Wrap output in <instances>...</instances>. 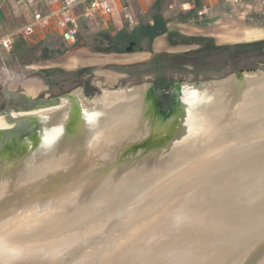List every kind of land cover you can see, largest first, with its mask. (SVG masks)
<instances>
[{
	"label": "bare ground",
	"instance_id": "1",
	"mask_svg": "<svg viewBox=\"0 0 264 264\" xmlns=\"http://www.w3.org/2000/svg\"><path fill=\"white\" fill-rule=\"evenodd\" d=\"M172 91L39 100L30 141L0 115V264H264V70Z\"/></svg>",
	"mask_w": 264,
	"mask_h": 264
},
{
	"label": "crops",
	"instance_id": "2",
	"mask_svg": "<svg viewBox=\"0 0 264 264\" xmlns=\"http://www.w3.org/2000/svg\"><path fill=\"white\" fill-rule=\"evenodd\" d=\"M63 1L0 0V84L27 85L22 95L30 97L36 94L38 87L50 85L49 79L107 73L118 80L127 75V70L155 71V67L145 66L156 55L181 54L198 48L193 42L170 45L167 33L190 40L211 39L219 46L264 40V24L259 27L237 25L238 7L232 0H112L110 13H98L91 19L83 16L89 4L86 0L74 11L80 21L75 44L63 40L58 14L49 26L36 25L33 35H17L22 28L34 23L36 15L57 13ZM203 7H208V11L199 16ZM126 12L132 17V23L126 19ZM158 26L163 27L166 34L148 40L146 30ZM9 37H13V45L5 50L1 42ZM224 37L230 38L221 40ZM132 43L133 51L127 53ZM3 95L10 93L4 91Z\"/></svg>",
	"mask_w": 264,
	"mask_h": 264
},
{
	"label": "rangeland",
	"instance_id": "3",
	"mask_svg": "<svg viewBox=\"0 0 264 264\" xmlns=\"http://www.w3.org/2000/svg\"><path fill=\"white\" fill-rule=\"evenodd\" d=\"M232 4L238 7V12L236 14L237 25H247V26H261L264 23V0H232ZM259 31V30H258ZM251 31V32H258ZM249 32V31H247ZM263 32V31H262ZM238 36L240 34H237ZM231 37V36H230ZM230 37L222 38L221 40H228ZM138 38V37H137ZM137 42H140L137 39ZM99 50V48H97ZM264 70V68H258ZM256 70V69H250ZM249 70V71H250ZM241 71V70H237ZM247 71V70H243ZM127 75L124 77L118 78V80L112 79V76L107 73L90 75L89 73L79 75L78 77L69 76L68 78L61 77L60 80L56 78L51 81L50 85L45 87H38V90L35 95L30 96L32 100L44 99L48 105L59 103L60 97L68 93H71L77 90L80 87L84 88V91L87 95H96L101 96L104 89L117 90L125 88H131L133 86L149 84L152 86L158 93L169 94L173 88V82H196V81H208L203 78V75H194L187 74L182 79L181 76L173 75L172 72L158 73L155 71L133 69L125 72ZM234 73V72H233ZM18 75H14L16 77ZM225 78V77H224ZM223 79V78H221ZM209 80H219L218 78L209 79ZM31 84V83H29ZM35 84V83H34ZM156 84L160 88L156 87ZM103 89V90H102ZM4 91L8 93L21 96L24 91H27V85L22 84H0V100H3ZM56 98V99H55ZM166 110V107L161 108V110ZM156 111V109H155ZM166 112V111H165ZM168 114V113H166ZM11 115V112L8 114ZM17 119V118H16ZM173 133H176L180 125H178L175 120H172ZM197 129L196 127H190L187 135L193 133ZM256 249V247H254ZM253 249V250H254ZM252 250V251H253ZM263 259V258H262Z\"/></svg>",
	"mask_w": 264,
	"mask_h": 264
},
{
	"label": "trees",
	"instance_id": "4",
	"mask_svg": "<svg viewBox=\"0 0 264 264\" xmlns=\"http://www.w3.org/2000/svg\"><path fill=\"white\" fill-rule=\"evenodd\" d=\"M166 34L160 26L146 30V38L153 40ZM170 45L190 44L197 49L181 54H159L145 67H155L158 73L172 72L184 79L187 74L203 75L205 80L224 78L237 70L264 68V40L236 45H216L211 39H187L174 33H167ZM151 70V69H150ZM152 71V70H151ZM157 88H160L156 84Z\"/></svg>",
	"mask_w": 264,
	"mask_h": 264
},
{
	"label": "built area",
	"instance_id": "5",
	"mask_svg": "<svg viewBox=\"0 0 264 264\" xmlns=\"http://www.w3.org/2000/svg\"><path fill=\"white\" fill-rule=\"evenodd\" d=\"M86 0H64L60 10L48 16H42L40 14L34 17V23L30 24L20 31L17 35L22 37H28L34 34V27L36 25L47 27L50 21L57 14L60 15L59 26L62 30V38L66 43L75 44L77 42L78 33L80 31V21L75 15V9L83 5ZM89 4L83 11V16L87 19L93 18L98 13L108 14L112 10V0H88ZM208 11V7H203V9L198 13L199 16H203ZM126 19L129 23H132V17L126 12ZM13 45V37L4 39L1 42V46L5 50H10Z\"/></svg>",
	"mask_w": 264,
	"mask_h": 264
},
{
	"label": "flooded vegetation",
	"instance_id": "6",
	"mask_svg": "<svg viewBox=\"0 0 264 264\" xmlns=\"http://www.w3.org/2000/svg\"><path fill=\"white\" fill-rule=\"evenodd\" d=\"M135 48V47H134ZM163 96H168V95H171L173 94V91L171 90V93L169 94H162V93H159ZM3 100L0 101V115L2 116H7L9 118H11L12 116L11 115H8L10 112L12 111H15V112H28V111H31L29 110V107L27 106V100H30V101H34L32 100L30 97L28 96H25V95H21V96H16V95H13V94H10V95H5L3 96ZM56 99V98H55ZM36 100H44V99H36ZM45 101V100H44ZM169 102L167 101H161V105L163 107H166V109L168 108L169 106ZM35 109V108H34ZM15 128H19L21 131V137L24 139V140H28L30 139L31 137V133L34 134L36 133L37 131V128H36V125L35 124H31V123H26L25 125H17Z\"/></svg>",
	"mask_w": 264,
	"mask_h": 264
},
{
	"label": "water",
	"instance_id": "7",
	"mask_svg": "<svg viewBox=\"0 0 264 264\" xmlns=\"http://www.w3.org/2000/svg\"><path fill=\"white\" fill-rule=\"evenodd\" d=\"M133 46H134V43H132L126 50L127 53H130L133 51ZM238 73H241L242 71H236ZM235 73V72H234ZM231 75V74H230ZM229 76V75H228ZM226 76V77H228ZM225 77V78H226ZM176 87V82H173V88L171 90H174ZM27 106L30 107L33 105V103H37L39 102V100H34L33 102L30 101V100H27ZM6 120L9 121L10 123L13 124V127H11L10 129H7L6 131L3 132L2 134V143L4 142H10L12 140H16V141H24V139L21 137V131L19 128H15L17 125H25L26 123H33L36 125V121L34 119H31V118H22V119H16L15 117H7L6 116ZM31 138L28 139L29 141L30 140H33L35 139L36 137H38V132L36 131V133L32 134L31 133Z\"/></svg>",
	"mask_w": 264,
	"mask_h": 264
}]
</instances>
